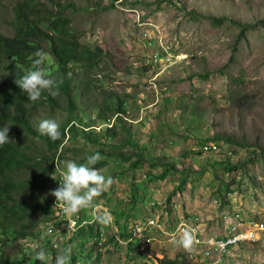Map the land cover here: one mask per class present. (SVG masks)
I'll use <instances>...</instances> for the list:
<instances>
[{
    "label": "rangeland",
    "instance_id": "rangeland-1",
    "mask_svg": "<svg viewBox=\"0 0 264 264\" xmlns=\"http://www.w3.org/2000/svg\"><path fill=\"white\" fill-rule=\"evenodd\" d=\"M17 1L0 0L4 36L13 33ZM55 1L70 5L66 15L79 42L103 53L96 69L83 73L75 67L66 89L52 77L56 67L45 52V70L58 94L45 90L53 103L35 104L31 132L20 129L16 137L23 149L41 154L46 144L38 121L54 119L66 125L60 159L81 164L99 152L102 159L93 167L113 184L80 210L82 228L70 231L50 254L39 240L47 237L43 222L53 216L39 210L33 216L38 225L31 228L38 237L10 235L1 245L5 254L18 264H35L33 249L42 248L46 259L38 264H55L58 250L71 246L76 264H154L173 256L169 236L155 229L148 244L135 243L127 235L129 222L156 211L165 231L181 217H198L213 230L221 215L237 206L226 199L228 190L235 191L239 206L261 212L264 221V206L254 203L259 198L264 203V0ZM156 52L171 55L172 62L150 66ZM203 142H217L220 149L202 153ZM9 173L16 181L37 175L34 188L17 197L42 196L43 202L54 197V170L48 177L26 168ZM106 211L110 223L97 222ZM90 226L103 234H92ZM226 264H264V231Z\"/></svg>",
    "mask_w": 264,
    "mask_h": 264
},
{
    "label": "trees",
    "instance_id": "trees-1",
    "mask_svg": "<svg viewBox=\"0 0 264 264\" xmlns=\"http://www.w3.org/2000/svg\"><path fill=\"white\" fill-rule=\"evenodd\" d=\"M69 4L55 0H18L13 6L14 18L12 21L13 33L4 36L0 33V128L9 125V142L0 145V264H18L19 260L5 254L3 247L10 235L17 238L27 236L36 237L32 232V225L37 221L31 218L32 213L41 210L49 212L50 200L45 204L40 199H24L17 197V192L26 189L32 190L33 175L20 181L14 180L9 172L15 169H32L40 176L50 175L53 166L52 160L65 138V125L60 126L61 136L52 141L44 136L46 150L41 154H34L28 148L23 149L17 139L20 129L31 132L29 118L32 117V109L35 104L53 103L45 90L36 101L27 98V93L20 90L14 83L15 78L23 75L32 66L35 59L34 53L43 50L49 53L54 61L55 69L52 77L60 81L66 89L75 79V67L83 72L96 69L99 65L102 48L81 44L78 37L72 32L70 19L66 15ZM72 62V66L69 64ZM48 65H43L45 68ZM49 69H51L49 67ZM70 73V74H68ZM70 75L68 77H65ZM121 101H118L120 113ZM119 116V115H117ZM99 119L106 118L98 114ZM72 120H68L70 122ZM87 127V126H86ZM61 154V151L59 155ZM39 182L37 187H41ZM91 233L99 232L89 227ZM4 235V238L1 235ZM8 234V235H7ZM125 232L121 234L124 236ZM7 236V237H6ZM98 236V235H97ZM6 237V238H5ZM100 255V254H99ZM70 264H76L75 255L72 252ZM35 264L40 261L34 259ZM159 264H184L185 258L163 257L158 259Z\"/></svg>",
    "mask_w": 264,
    "mask_h": 264
},
{
    "label": "clouds",
    "instance_id": "clouds-1",
    "mask_svg": "<svg viewBox=\"0 0 264 264\" xmlns=\"http://www.w3.org/2000/svg\"><path fill=\"white\" fill-rule=\"evenodd\" d=\"M34 56L35 59L32 60L31 68L23 75L18 78L16 77L14 83L19 86L21 91L27 93V98L31 101L38 100L43 90H47L50 95L56 96L58 94L57 83L51 77V73H48L43 67L47 60V54L43 50H37ZM152 56L149 57L147 61V64L150 66L157 63L159 65H169V63L172 62L171 55L170 62L158 61L157 63L151 60ZM115 115H120V113ZM104 120H106V118L102 121ZM91 126L92 125H88L86 128ZM37 131L41 135L48 136L52 141H56L61 136L60 126L54 119H40L37 124ZM8 133L9 125L0 128V145L9 142ZM218 149L220 148L217 142H203L200 146L202 153L215 154ZM60 151L61 154L59 155ZM62 151L63 142L52 160V170L55 171V174H58L56 178L52 176L54 180L56 179V188L50 190V194L54 197H50L44 202L41 201L45 204L50 200L49 212L45 213L39 210L46 216L50 214L53 216V218L50 219L52 221L43 222V231H45L47 237L39 240L40 245L45 246L49 254L51 250H55L67 240L66 236L70 234V231L82 228L85 222L81 219L80 210L90 207L94 198L100 196L113 184V178L111 176L106 177L102 174L101 170L93 167L102 159L99 152L87 156L85 163L77 164L72 160L63 162L60 159V157H62ZM41 197L42 196H39L37 198L41 200ZM235 198L234 190H228L226 192V199H228L229 203L232 205L236 204L237 206H231L232 208L230 209L228 208L226 212L221 215L213 230H210L207 225L200 222L198 217H181L179 223L173 229L165 231L160 222V215H157L156 211H154L143 220L129 222L127 235L131 236L135 243H138L139 240L148 244L150 241L149 231L152 232L155 229L160 230L163 234L169 236V244L167 247L169 248V252L173 255L172 257H184V264H226L228 262V257L233 255L240 256L241 249L245 246L254 244L260 238L262 231H264V221L261 212L255 210L249 211L239 206L240 202ZM262 200L263 198H259V200L254 201V203L257 205L261 203V207H263L264 203ZM34 213H32L31 218L38 222L35 217L33 218ZM259 216H261V218ZM111 219L112 216L107 211L95 217L97 222L104 225L109 224ZM55 221H57L55 223L56 226L53 223ZM219 222H223V227H219ZM239 222L241 227L239 226L238 230L245 233L246 238L239 239L235 243L227 245L221 252L204 255V243L208 239L220 240L230 237L232 225ZM60 223L61 227L59 228L57 225ZM37 225L36 223L35 226ZM124 232L126 233V231ZM248 232H251V235ZM102 234L103 233H98V237ZM35 235L37 236L31 237L36 239L39 234L37 233ZM25 238L26 237L23 239ZM196 239H198L199 242H197ZM195 250L199 252L194 253ZM33 253L37 260L44 261L46 259L45 250L42 248H34ZM71 256V246L60 249L55 256V264H70ZM163 257L172 258L167 255H163L161 258ZM161 258H156L154 264H159L158 259Z\"/></svg>",
    "mask_w": 264,
    "mask_h": 264
},
{
    "label": "bare ground",
    "instance_id": "bare-ground-1",
    "mask_svg": "<svg viewBox=\"0 0 264 264\" xmlns=\"http://www.w3.org/2000/svg\"><path fill=\"white\" fill-rule=\"evenodd\" d=\"M160 51V50H159ZM155 54H165V56H169V54L167 53H163V52H156ZM152 56L151 60L154 63H157L158 61H154V55ZM162 62V61H161ZM164 62V61H163ZM156 65V64H155ZM190 218V217H189ZM240 222L237 224L232 225L231 227V236L226 238V239H220V240H214V239H208L204 244H205V248L203 250V253H207L209 251H211L210 254L215 253V252H221L223 251L227 245L235 243L237 240L242 239V238H246V237H239V238H234V236L238 235L240 233L239 229ZM197 242H199L198 239H196ZM220 245V246H219ZM217 247V249H216ZM202 251V250H201ZM198 250H195L194 253H198ZM209 254V255H210Z\"/></svg>",
    "mask_w": 264,
    "mask_h": 264
},
{
    "label": "built area",
    "instance_id": "built-area-1",
    "mask_svg": "<svg viewBox=\"0 0 264 264\" xmlns=\"http://www.w3.org/2000/svg\"><path fill=\"white\" fill-rule=\"evenodd\" d=\"M171 56H165V54H158V61H165V62H170ZM251 235V232H248ZM239 237H246L245 233L240 232L238 235L234 236V238H239ZM220 246V245H219ZM217 249V247H216ZM211 251L204 253V255H209Z\"/></svg>",
    "mask_w": 264,
    "mask_h": 264
}]
</instances>
